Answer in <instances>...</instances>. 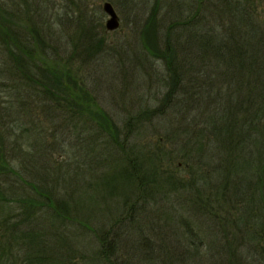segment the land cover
I'll return each instance as SVG.
<instances>
[{
	"label": "trees",
	"instance_id": "16d2710c",
	"mask_svg": "<svg viewBox=\"0 0 264 264\" xmlns=\"http://www.w3.org/2000/svg\"><path fill=\"white\" fill-rule=\"evenodd\" d=\"M36 1L45 4L25 2L23 19L10 3L0 4V46L12 73L0 67V76H20L32 101L78 132L87 157L100 158L99 196L76 206L103 205L110 215L90 231L94 239L86 254L73 234L91 235L88 219L76 209L74 214L71 198L55 187L23 179L12 157L13 126L0 122V264H133L120 251L131 227L139 229L135 264H264L261 0H189L187 12L176 10L167 25L160 18L163 0H141L145 16L136 38L141 51L162 64L155 71L161 95L156 106L128 116L122 126L79 76V66L103 51L101 7L65 0L74 8V31L61 42L40 14L47 5ZM107 1L120 8L136 2ZM161 118L170 123V147L160 139L152 149L131 143L143 121ZM40 130L34 131L35 145L42 142ZM158 203L169 207L161 214L170 222L160 235L153 226L152 236L137 218L151 220L146 207ZM167 227L179 237L172 241L175 253Z\"/></svg>",
	"mask_w": 264,
	"mask_h": 264
},
{
	"label": "rangeland",
	"instance_id": "374dc122",
	"mask_svg": "<svg viewBox=\"0 0 264 264\" xmlns=\"http://www.w3.org/2000/svg\"><path fill=\"white\" fill-rule=\"evenodd\" d=\"M30 1L32 2V0H0V4L10 3L23 19L21 12L25 10V2L30 3ZM89 1L92 3L89 10L100 6L104 13L102 5L107 0ZM163 2V10L160 14L163 25H167L171 18L177 15L176 10L184 12L186 9L187 12L186 2L190 3L189 0H163ZM37 3L43 9L47 5L48 11L40 9V14H43L52 25L54 31H50V34L57 38L60 35L58 40L65 42L67 37L64 34L67 31L69 34L74 31V24L69 22L74 18L73 6L66 7L65 0H45V4ZM141 3V0H136L130 5H121V8L114 6L120 18V28L115 31H106L102 54L96 60L79 66V76L86 88L120 126L128 116L137 114L146 106H156L161 95L156 91L160 81L156 78L155 71H161L162 64L146 56L141 51L136 38V28L145 16V13L140 11ZM257 13L261 19H264V0L259 3ZM106 19L107 15L104 13V26ZM18 22L20 23L19 20ZM6 63H8L6 55L0 46V67L4 68L5 73L12 74ZM151 75L152 78H150ZM26 86L27 84L20 76H12L9 79L5 75L0 76V122L5 126L9 124L13 126L14 134L10 142L15 148L12 157L16 159V168L26 181H36L34 184L44 182L60 191V195L71 198V204L74 207L72 212L75 214L76 209L80 219H88L85 230L90 232L97 225L105 222L110 213L103 205L91 203H88V207H83L82 202H79L78 208L76 201L86 196H99L95 181L99 180L102 172V167L96 164L100 158L97 155L87 157L86 150L78 141L80 137L78 132L71 126H67L60 116L42 108L40 101H32L31 92ZM169 124L165 118L143 121L140 128L135 131L131 143H137L143 149H152L160 139L164 148L170 147V140L173 141L174 138L165 137L168 136L169 130L166 126ZM39 129H41L42 142L35 145L34 131ZM178 173L186 172L179 169ZM16 180L21 181V179ZM163 207L166 210L169 209L161 203L146 207V215L154 220L145 216L137 218V222L146 233L148 229H151V235L154 236L153 226H157L156 231L160 235L163 231L160 228L166 225L165 221L170 222L168 216L161 214ZM42 223V228L46 231L47 222ZM170 228L164 229L170 249L175 253L176 248L172 241L177 234L171 232L175 229ZM126 230L124 242L120 244V251L123 255L128 254L125 256L135 264L139 252L134 243L139 229L131 227V233ZM93 234L94 232L88 237L87 233L83 236L73 234V237L77 236L79 240L78 247H81L86 254L91 253Z\"/></svg>",
	"mask_w": 264,
	"mask_h": 264
},
{
	"label": "water",
	"instance_id": "95a60500",
	"mask_svg": "<svg viewBox=\"0 0 264 264\" xmlns=\"http://www.w3.org/2000/svg\"><path fill=\"white\" fill-rule=\"evenodd\" d=\"M104 13L107 15L105 28L107 31H115L120 28V18L111 2L105 1L102 5Z\"/></svg>",
	"mask_w": 264,
	"mask_h": 264
}]
</instances>
